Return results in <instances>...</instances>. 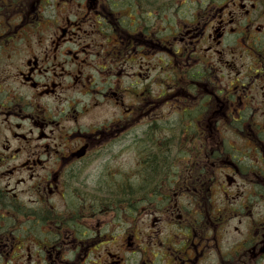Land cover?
<instances>
[{
	"label": "flooded vegetation",
	"instance_id": "obj_1",
	"mask_svg": "<svg viewBox=\"0 0 264 264\" xmlns=\"http://www.w3.org/2000/svg\"><path fill=\"white\" fill-rule=\"evenodd\" d=\"M0 264H264V0H0Z\"/></svg>",
	"mask_w": 264,
	"mask_h": 264
}]
</instances>
